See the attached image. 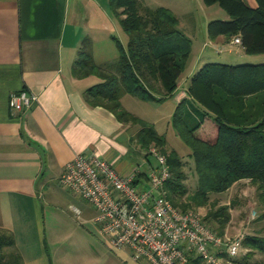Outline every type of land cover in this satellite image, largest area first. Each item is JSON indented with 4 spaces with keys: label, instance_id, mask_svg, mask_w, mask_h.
Segmentation results:
<instances>
[{
    "label": "crops",
    "instance_id": "crops-1",
    "mask_svg": "<svg viewBox=\"0 0 264 264\" xmlns=\"http://www.w3.org/2000/svg\"><path fill=\"white\" fill-rule=\"evenodd\" d=\"M247 3L256 6L255 0ZM121 30L109 0H0V228L15 234L19 249L33 247L41 255L33 258L21 250L25 264H42L44 256L46 264H54L42 203L51 199L53 183H59L77 154H96L121 175L139 168L144 187L156 163L136 139L140 126L123 123L106 108L87 103L85 92L99 79L77 78L72 72L85 40L92 42L97 64L114 62L118 54L112 52L113 38L120 40ZM209 39L228 44L224 36ZM188 87L179 82L172 97L151 104L169 103L172 118L177 105L187 99L189 121L196 123L203 112L188 96ZM21 90L38 100L14 112L10 97ZM126 96L122 104L128 110ZM94 216L86 223L95 225ZM103 242L124 263H140L129 249L116 250Z\"/></svg>",
    "mask_w": 264,
    "mask_h": 264
},
{
    "label": "trees",
    "instance_id": "trees-1",
    "mask_svg": "<svg viewBox=\"0 0 264 264\" xmlns=\"http://www.w3.org/2000/svg\"><path fill=\"white\" fill-rule=\"evenodd\" d=\"M203 1L208 7L218 5L229 17L208 23L210 38L240 37L246 53H264V0H255V7L245 0ZM109 7L128 36L127 46L114 37L117 59L99 65L92 42L85 40L73 75L99 79L87 89L85 100L93 107L106 108L123 123L140 126L136 139L142 148L154 145L165 149L166 138L153 124L126 110L122 97L131 95L147 103L172 97L191 55L192 41L179 29L177 14L168 8H151L145 0H109ZM187 94L202 110L201 120L189 121L187 99H183L171 124L191 151L198 186L189 192L184 162L172 150L167 156L171 177L165 185L169 199L184 211L205 207L210 194L249 180L264 206V64H206L192 77ZM260 217L264 219V212ZM211 218L217 222L211 228L224 235L231 221L230 208L223 206L204 220L207 223ZM243 246L249 249L248 257L256 252L264 255V236H246ZM0 264H25L15 234L1 228ZM188 264L204 262L191 256Z\"/></svg>",
    "mask_w": 264,
    "mask_h": 264
},
{
    "label": "rangeland",
    "instance_id": "rangeland-1",
    "mask_svg": "<svg viewBox=\"0 0 264 264\" xmlns=\"http://www.w3.org/2000/svg\"><path fill=\"white\" fill-rule=\"evenodd\" d=\"M245 1L247 2V0ZM146 2L151 8L164 7L175 12L180 19L179 29L192 41L191 55L179 79L184 87H188L195 73L209 63L264 64V53H246L242 45L234 44L235 37L228 40L226 45L214 44L210 41L207 31L208 23L212 20H228L229 18L227 13L218 5L208 7L203 0H146ZM119 38L122 44L127 46L128 36L124 31L119 32ZM112 52L115 55L118 54L113 43ZM94 80L96 81V79ZM125 104L131 113H137L135 116L139 117L138 115H140L141 119L156 124L157 132L167 140L165 149L157 147L161 154L167 157L172 150L178 152L184 162V169L188 176L187 188L190 193L194 192L198 186L194 161L190 155V149L183 143L171 124L169 103L154 105L127 95ZM153 146H149L147 149L141 148L149 155V149ZM53 185L55 187L53 186L54 189L51 191V199H46L42 205L46 236L54 264H131L124 263L104 244L103 241L107 243V239L97 233L98 227L95 223V225L86 223V219L95 214V209L81 197L65 189L57 181ZM259 201L256 186L251 181L246 180L240 185L236 183L225 192L210 194V202L207 206L195 207L190 210H194L206 218L210 212L227 206L230 208L232 220L227 230L228 237L235 238L240 233L244 237L264 236V219L260 217L264 212V206L260 205ZM73 207L79 208L82 215L78 216ZM207 223L211 226L217 222L211 218L207 220ZM235 225H238V229H235ZM25 247L18 248V250L20 252L21 250L25 251L33 258L41 257L33 247ZM247 254H249V249L242 246L239 255L227 264H264L263 254L256 252L251 257H248ZM247 258L250 259L246 261ZM41 260L42 264H46L45 256ZM139 264L150 263L144 260L140 261Z\"/></svg>",
    "mask_w": 264,
    "mask_h": 264
},
{
    "label": "built area",
    "instance_id": "built-area-1",
    "mask_svg": "<svg viewBox=\"0 0 264 264\" xmlns=\"http://www.w3.org/2000/svg\"><path fill=\"white\" fill-rule=\"evenodd\" d=\"M234 44L241 45V38L235 37ZM37 100V95L21 90L9 103L14 112H21ZM157 149H149L156 163L146 176V187L139 168L121 175L96 154H77L59 183L95 209L93 222L110 247L129 249L135 261L188 264L195 256L204 264H227L239 255L244 235H220L200 213L176 207L165 188L171 177L167 157ZM73 209L80 216L81 211Z\"/></svg>",
    "mask_w": 264,
    "mask_h": 264
}]
</instances>
